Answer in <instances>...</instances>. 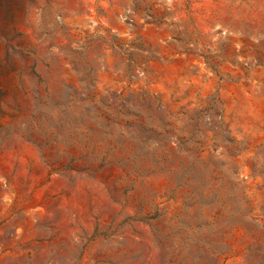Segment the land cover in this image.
Returning a JSON list of instances; mask_svg holds the SVG:
<instances>
[{"label":"rangeland","instance_id":"rangeland-1","mask_svg":"<svg viewBox=\"0 0 264 264\" xmlns=\"http://www.w3.org/2000/svg\"><path fill=\"white\" fill-rule=\"evenodd\" d=\"M0 264H264V0H0Z\"/></svg>","mask_w":264,"mask_h":264}]
</instances>
